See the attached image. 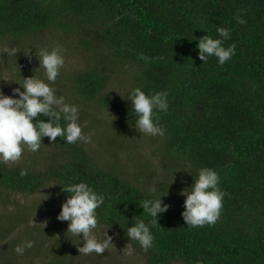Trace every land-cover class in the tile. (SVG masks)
Returning a JSON list of instances; mask_svg holds the SVG:
<instances>
[{
  "label": "trees",
  "instance_id": "obj_1",
  "mask_svg": "<svg viewBox=\"0 0 264 264\" xmlns=\"http://www.w3.org/2000/svg\"><path fill=\"white\" fill-rule=\"evenodd\" d=\"M220 26L231 30L224 46L235 43V55L223 66L215 57L203 64L196 44L206 34L219 38ZM54 34L72 40L75 54L83 55L85 68L66 75L68 94L66 88L57 92L67 103L83 106L78 121L83 135L84 114L102 123L98 116L109 112L117 117L113 134L132 135L119 140L123 148L104 160L85 141L68 145L57 138L50 144L44 138L31 165L0 163L5 200L53 185L65 201L61 187L86 182L105 196L96 210L98 225L126 245V228L143 212L139 201L155 188L154 195H166L162 200L170 207L152 229V248L144 251L131 242L142 260L137 264H264V0H0V42H12L23 59L35 39L43 44ZM137 87L146 94L168 92V111L158 113L163 137L140 135L133 127L126 100ZM146 137L156 145L158 163L152 170L151 161L137 157V173L131 175L117 158ZM42 147L50 151L43 162L37 157ZM203 167L219 174L226 195L214 225L190 228L181 216L179 193L193 183L188 172L195 177ZM60 206L53 203L49 211L58 214ZM65 232L44 264H84L74 248L71 255L59 253L72 238ZM15 258L2 251L0 264H17Z\"/></svg>",
  "mask_w": 264,
  "mask_h": 264
},
{
  "label": "clouds",
  "instance_id": "obj_2",
  "mask_svg": "<svg viewBox=\"0 0 264 264\" xmlns=\"http://www.w3.org/2000/svg\"><path fill=\"white\" fill-rule=\"evenodd\" d=\"M235 19L239 24L245 23L239 17ZM216 33L219 38L207 34L199 38L196 44L199 50L198 58L205 64L210 57H215L217 64L223 66L235 55L236 45L232 43L224 46L225 41L231 38L229 28L216 27ZM5 51L9 55L17 53L15 48ZM36 56L39 68L44 69L46 81L33 75L23 78L22 86L13 89L11 96L0 92V163L19 161L25 149L37 152L43 145L44 138H48L50 144L56 143L57 138L68 145L88 141L78 123V106L67 103L64 96H57L56 89L52 86L65 64L62 48L56 46L50 51L41 49ZM126 101L130 102L129 114L135 118L133 127L140 135H165L166 129L160 125L158 113L168 111L167 91L146 94L137 87L128 93ZM187 167L190 168L191 165ZM188 174L193 178V183L190 188L179 193L184 197L182 219L190 228L212 226L220 217L226 195L219 186V174L207 167L198 169L195 177L190 172ZM20 175H27V170H21ZM61 191L66 193L67 197L61 205L57 220L68 222L67 233L77 238L82 235L84 243L82 247H78L80 255L105 253L112 245V237L108 236L106 231L102 240L93 235V230L98 226L96 210L104 204L105 196L86 182L65 184ZM155 192V188L149 189V197L139 201L138 207L142 208L143 212L133 217L131 227L126 228L129 242L122 251L123 255H133L131 242L138 243L144 251L153 247L152 229L158 227V216L166 213L170 207L163 203L162 197L166 195H154ZM142 217L150 219L146 223ZM33 246V241H27L17 245L14 251L23 255L25 249H31Z\"/></svg>",
  "mask_w": 264,
  "mask_h": 264
},
{
  "label": "rangeland",
  "instance_id": "obj_3",
  "mask_svg": "<svg viewBox=\"0 0 264 264\" xmlns=\"http://www.w3.org/2000/svg\"><path fill=\"white\" fill-rule=\"evenodd\" d=\"M33 44V50L27 49L25 53V58L23 59L22 52H17L16 55H9L5 49L17 48L12 42L3 41L0 42V92L4 95L11 96L13 94V89L19 88L23 84V78H28L35 76L39 79H45L44 69L39 68L38 56L35 55L41 49H48L49 51L56 46H60L63 51L65 58V64L60 70V75L57 77L55 83L52 85L56 89V95L58 96V91L66 93L70 90V84L68 82V76L70 70H83L85 68L83 55L79 53L75 54V49L73 48L74 42L69 38H60L56 34L54 36L45 37V42L39 44V40L35 39ZM35 48V49H34ZM30 53V54H29ZM37 58V59H36ZM39 68V69H38ZM77 68V69H76ZM23 89H21L22 91ZM59 92V93H60ZM63 94V96H64ZM15 98V97H14ZM66 98V96H65ZM79 108V107H78ZM83 106L79 108V112H82ZM115 112H109V114L101 113L97 120L102 119V123L92 121V116L84 114V123L86 127L84 130V136L88 138L86 142L87 147L93 152L97 153L103 160L104 158H110L114 152L120 149V141L128 139L132 134H127L119 130L117 134H120V138L114 135L111 131V124L117 120L115 117ZM127 131V130H124ZM118 141L120 144H111L113 140ZM141 146L133 149H122V154H119L122 165L125 167L127 165V172L131 175L137 173V169L133 166L135 158L142 157L144 160H149L152 170L155 169L157 165V160L154 158L155 144H152L149 138H145L141 141ZM121 148L123 146L121 145ZM134 152V154L132 153ZM50 151L42 147V152L39 159L44 161V157ZM34 153L25 149L22 153L21 159L17 162H9L8 166H18L26 167L31 165V159H33ZM41 161V160H40ZM129 165V166H128ZM152 171L149 172V175ZM156 181L158 177L152 176ZM159 180V179H158ZM7 192H0V256L2 251L8 257H16L17 264H44V262L49 258L51 247L54 245L56 238L59 234L66 233L68 222H61L57 220L56 215L61 211L50 212L52 209V204L62 205L64 201L53 185H50L34 195H24L19 194L12 197H8L10 200H5ZM61 207V206H60ZM45 209V210H44ZM107 232V235L112 237V245L103 253L102 255H96L95 253L90 255H80L78 247L83 246V237H75L69 233L70 242H67L59 250L63 255L70 254L71 249L77 251L74 254L80 261L84 264H137L142 263V260L135 254V250L132 256H126L122 254L125 248V243L121 238L111 230L105 228L104 226L98 225L95 230H93V235L98 239H103V233ZM55 236L54 239H51ZM33 241L34 246L31 249H25L23 255L17 254L14 249L17 245H21L20 242ZM47 240L46 244H42ZM16 242L18 244H16ZM9 253V254H8ZM71 255V254H70ZM6 264V263H1Z\"/></svg>",
  "mask_w": 264,
  "mask_h": 264
}]
</instances>
